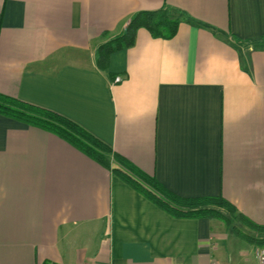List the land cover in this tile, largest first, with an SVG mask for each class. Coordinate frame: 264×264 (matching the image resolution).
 I'll return each mask as SVG.
<instances>
[{"label":"crops","instance_id":"crops-1","mask_svg":"<svg viewBox=\"0 0 264 264\" xmlns=\"http://www.w3.org/2000/svg\"><path fill=\"white\" fill-rule=\"evenodd\" d=\"M165 4L183 17L173 38L140 28L97 65L107 33ZM0 92L75 121L174 194L222 196L264 225V0H0ZM233 220L175 216L0 114V264H259L246 235L264 233Z\"/></svg>","mask_w":264,"mask_h":264},{"label":"trees","instance_id":"trees-1","mask_svg":"<svg viewBox=\"0 0 264 264\" xmlns=\"http://www.w3.org/2000/svg\"><path fill=\"white\" fill-rule=\"evenodd\" d=\"M182 19L178 11L167 4L159 9L136 12L121 32L114 35L107 33L108 39L98 48L97 65L100 68H107L113 52L134 45L140 28L148 29L155 37L173 38ZM0 114L57 134L113 172L122 175L131 185L175 216L218 217L230 225L233 219H241L255 231L264 233V225L257 224L238 213L237 208L222 196L183 198L174 194L156 177L136 167L114 152L109 145L62 114L1 92ZM224 210H227L232 218L227 217ZM232 228L242 233L236 227L232 226ZM246 236L257 245L264 246V237Z\"/></svg>","mask_w":264,"mask_h":264},{"label":"rangeland","instance_id":"rangeland-1","mask_svg":"<svg viewBox=\"0 0 264 264\" xmlns=\"http://www.w3.org/2000/svg\"><path fill=\"white\" fill-rule=\"evenodd\" d=\"M225 214L227 215H231L230 213L226 212L227 210H224ZM233 224L236 226L237 229H240L241 232H245L247 234L253 235V236H258L259 234L251 229H249L248 227L245 226V224L241 221V220H233Z\"/></svg>","mask_w":264,"mask_h":264},{"label":"built area","instance_id":"built-area-1","mask_svg":"<svg viewBox=\"0 0 264 264\" xmlns=\"http://www.w3.org/2000/svg\"><path fill=\"white\" fill-rule=\"evenodd\" d=\"M118 78L117 80H119ZM259 264H264V246H258L255 250Z\"/></svg>","mask_w":264,"mask_h":264}]
</instances>
